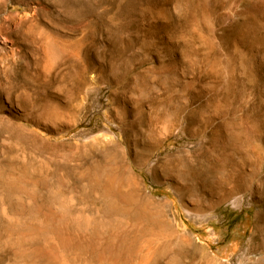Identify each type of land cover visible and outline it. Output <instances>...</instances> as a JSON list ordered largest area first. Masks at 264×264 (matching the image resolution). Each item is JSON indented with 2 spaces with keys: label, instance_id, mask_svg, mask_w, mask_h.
<instances>
[{
  "label": "rangeland",
  "instance_id": "rangeland-1",
  "mask_svg": "<svg viewBox=\"0 0 264 264\" xmlns=\"http://www.w3.org/2000/svg\"><path fill=\"white\" fill-rule=\"evenodd\" d=\"M0 264H264V0H0Z\"/></svg>",
  "mask_w": 264,
  "mask_h": 264
},
{
  "label": "bare ground",
  "instance_id": "bare-ground-1",
  "mask_svg": "<svg viewBox=\"0 0 264 264\" xmlns=\"http://www.w3.org/2000/svg\"><path fill=\"white\" fill-rule=\"evenodd\" d=\"M114 194V193H113ZM116 194V193H115ZM118 196H120L121 197V195H118ZM117 196V197H118ZM116 197V196H115ZM118 199H119V197H118ZM122 199V198H121ZM114 200V199H113ZM122 203V202H121ZM124 203V202H123ZM126 203V202H125ZM127 204V203H126ZM124 207V206H123ZM62 208V207H61ZM122 208V207H121ZM133 216V215H132ZM134 219H136V220H138V219H140V214H138L137 212H136V214H134ZM74 219V218H73ZM87 219V218H86ZM76 220H78L80 223H81V225L84 227V226H88V224H87V220H84V219H81V218H76ZM140 221V220H139ZM89 223V222H88ZM131 225V224H130ZM138 225V224H137ZM134 228H135V226H134ZM138 228H139V234H137V232H136V234H137V236L136 235H134V237L136 236V240H140L141 239V237H142V233H141V230H142V232H143V229H144V226H141V227H139L138 226ZM133 229V228H132ZM137 229V228H136ZM146 229V228H145ZM136 231V230H135ZM138 231V230H137ZM145 232V231H144ZM143 232V233H144ZM146 234H147V232H145ZM144 233V234H145ZM133 234H135V233H133ZM137 242V241H136Z\"/></svg>",
  "mask_w": 264,
  "mask_h": 264
}]
</instances>
